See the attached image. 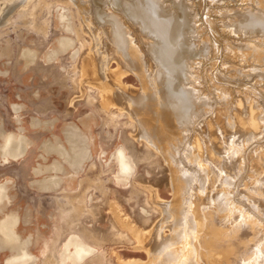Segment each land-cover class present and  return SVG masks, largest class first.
<instances>
[{
  "label": "rangeland",
  "instance_id": "1",
  "mask_svg": "<svg viewBox=\"0 0 264 264\" xmlns=\"http://www.w3.org/2000/svg\"><path fill=\"white\" fill-rule=\"evenodd\" d=\"M94 1L79 0L81 5H78L74 0H30L28 5L10 17L7 24L0 27V122L13 128L14 125L9 123L12 115L5 107L9 101L24 103L27 105L25 117L37 115L35 113L39 111L43 115L47 113L49 117L56 115L67 124L90 123L91 129L87 127V131L97 137L100 145L96 164L91 165L86 178L85 191L88 192V198L91 197L88 204H83L84 195L80 206L68 202V198L67 202L55 205L48 203L50 199L47 198L50 196L42 200V210L40 208L35 212L40 224L38 235L33 237L29 246V253L33 256L29 264H190V257L197 253L189 247L194 241H207L200 236L201 233H210L211 224L208 228L205 223L203 227L196 228L197 236H192L193 239H179L177 230L173 228L175 222H172V216L163 220V201L177 208L178 204L184 202L185 215L196 221L195 217L200 219V216L190 213L187 208L202 196L207 198V205H202L205 206L203 208L208 209L209 203L217 206L214 201L217 195L223 194L221 190H225L226 207L232 213L228 216L230 224L232 227L237 226L238 222L234 223L233 218H239L246 232V255L241 257L242 263L238 264H264L260 260L264 255V34L243 35L233 24L241 12L264 14L259 9L258 0H185L192 22L189 43L194 50L199 51L197 55L189 57V80L182 88L192 94L191 102L203 106H198V115L191 119L190 125H186L189 130L187 134L183 132L185 135L182 136L181 149L175 148L180 153L176 175L187 176L190 181L183 193L179 192L180 189L178 191L177 182L175 184L171 164L140 138L138 123L133 121V116L109 101L101 87L82 81L84 58L92 55V65L97 69L100 65L98 57H102L98 45L102 48L107 46L103 28L93 16ZM101 1L104 2L101 7H104L105 13L119 15L118 18L122 19L123 29L133 40L132 47L135 51L139 50L138 54L142 52L146 65L142 70L147 73L148 83L155 89L160 83L153 80L154 75H157V67H164L163 63L149 56L146 51L142 38L147 36V32L141 30L136 20H129L111 0ZM161 1L169 11H175V0ZM86 28L91 29L92 34ZM62 42L68 45L63 48ZM107 65L121 84L133 92L139 91L134 92L135 97L143 95L137 102L139 110L136 111V118L143 121L154 116L156 112L146 111V107L140 103H144L145 94L151 95V88L145 79L131 70L130 74L127 68L121 67L115 56L109 57ZM165 66L164 81L173 76L171 66ZM77 106L78 109L75 108ZM126 106L132 109L131 105ZM161 109V105L156 106L157 112L162 113ZM238 111L247 113L242 114V122L235 124L234 121L232 124L235 125L232 127L235 139L229 144L221 135L222 119H235L234 114ZM164 118V122H168L162 116ZM256 122L260 129L252 127L251 124ZM174 123L177 130L178 123ZM207 142L209 144H205ZM221 148L226 149V154L225 159L219 160L216 152L219 156ZM118 150H123L132 164L133 172L125 178L117 177L119 166L114 155ZM3 173L0 172V175ZM200 173L204 176H200ZM175 192L179 194L173 197ZM94 199L97 203L92 202ZM19 204L11 205L6 213L18 209ZM78 208H82L80 213ZM209 208V211H213L212 207ZM61 209H70L69 212L73 214L72 222L64 224L65 228L59 227L56 221ZM47 215H52L53 221ZM156 228L160 231L157 232ZM67 233H71V236ZM151 234L153 237L150 236L149 243L145 244V236ZM73 239L91 250V253L82 260L69 257L63 263L62 253L65 248L73 251ZM257 240V245L252 247ZM214 242L220 244L217 240ZM227 244H223L224 247ZM220 245L218 249L222 247ZM10 255L9 252H0V264H6ZM228 259H222L221 264H228Z\"/></svg>",
  "mask_w": 264,
  "mask_h": 264
},
{
  "label": "bare ground",
  "instance_id": "2",
  "mask_svg": "<svg viewBox=\"0 0 264 264\" xmlns=\"http://www.w3.org/2000/svg\"><path fill=\"white\" fill-rule=\"evenodd\" d=\"M74 1L79 3V0H74ZM29 2H30V0H0V27L7 24L10 17L13 14H15L19 9L28 5ZM94 2L96 5L94 8V15L93 16H95L96 21L103 28V32L106 35L105 39H106L107 46L105 48L104 47L102 48L101 45H98L99 50L102 53V57H100L98 55L100 57V58L98 57V59L100 60V65H99V67H97V69H94V67L92 65V55H91V57H90V55H88L87 57L84 58V61H83L84 78H83V80L82 79L81 80L84 83L90 82V85L92 83H94L97 86L101 87V89L103 90V92L105 93V96L107 97V99L109 101H111L112 103H114L115 105H117L121 108H124L125 110H127V113L129 112V114L131 116H133V118H134L133 121L134 122L137 121V123H138V130L137 131H138V134L140 135V138L142 137V139L145 140L149 145H151L156 151L160 152V154H162L165 157V159H167V161H168L167 163L171 164L173 172H174L173 177H174V180H176L175 184L177 182L178 191L180 189L179 192L183 193L188 188V184L190 181H189V178L187 176L176 175V172H178V168H179L178 167V162H179L178 160L180 159L179 158L180 153L179 152L177 153L176 149L177 148L181 149L180 145H181V141H182V136L185 135L183 132L186 131V134H187V130H189V129H188V127H186V125H188L189 123H192L191 119L198 115L197 108L199 106L198 102L197 103H195L193 101L191 102L190 99H191L192 94L188 93L186 90H184L182 88V87H184L186 82L189 80V75H190V70H189L187 62H189L191 56L193 57L194 55H197V53L199 51V50H197V51L194 50L190 44L191 42L189 43V40L191 37L190 36L191 30H192V22H191V17H190L191 14L188 11L187 6H186L187 3L185 2V0H175L173 2L175 4V11H169V9H167L166 7L163 6L164 2L162 3L161 0H111L112 4L117 6V8L120 9L121 11H123V13L126 14V16L129 18V20H131V21L136 20L137 24L140 26L141 30L144 31L145 33L147 32V36L145 38H142V41L146 45V51L148 52V54H150L149 56L155 58L159 63H163L162 65L164 68H161L158 66L157 67V75L156 76L154 75V78H153V80L156 81V83H159V81H160V83L155 87V89H153L150 86V84L148 83L149 76L147 75L146 72L144 73V71L142 70L143 66L145 65V62H143V58L141 55L142 52H141V54H138L139 50L137 49V51H135V48L132 47L133 40L131 39L129 34L123 29V26L121 23L122 19L120 20L118 18L119 15L117 16L116 14L113 15L110 13H105L104 7H101L104 2H102L101 0H95ZM82 4H83V2H82ZM258 4H260L259 9H261V12H264V0H258ZM78 5H81V4L79 3ZM250 9H252V8H250ZM238 14L239 15H238L237 20L233 23L234 28L237 31H240V33H242L243 35L244 34H246V35L247 34H264V14L263 13L258 14V13H253V12H241ZM227 15H230V14H227ZM61 20H62V18H61ZM59 21H60V19H59ZM90 26H89V28H90ZM86 29L88 30V28H86ZM90 30H88V31L91 33ZM91 37H93V36H91ZM67 45H68L67 42H62L63 48L66 47ZM254 48L255 47H253V49ZM247 50H249V49H247ZM245 54H243V55H245ZM248 55H249V53H248ZM110 56H113V58H114V56H115V58L117 57V61L119 63H121V67L123 66V67H125L124 69L127 68L129 71L131 70L132 73L134 72L133 74L137 75L140 78L145 79L146 83L149 84V86L151 88V93H149V94H151V95H148V94L144 95V97L146 96L145 101H144L145 104L142 101L140 102L146 107V109H147L146 111H149L151 113L156 112L154 114V116L151 115V117L148 120H143V121L141 120L140 121L139 119L136 118V111L139 110V103H137V102L139 101L140 98H142L143 95H141L139 98L140 94L138 93L139 95L137 97H135L134 92L136 93L137 90H135L133 92L132 90L126 88L128 86L125 87L123 84H121V82L119 80H117V78H115L111 74V71H109L110 69L108 68V65H107V60L109 59ZM253 56L255 57V55H253ZM260 58H261V56H260ZM258 59H259V57H258ZM165 64L171 66L173 76H172V79L167 77V79L164 81V77L166 74L165 72L167 70V67L165 66ZM131 71H130V74H131ZM261 73L262 72H260V75H261ZM150 77H152V76H150ZM137 92H139V91H137ZM155 96H157V97H155ZM160 100H162L163 102L160 103ZM102 101H103V98H102ZM126 104L131 105L132 109L130 110L128 108V106H126ZM103 105H105V104H103ZM158 105L159 106L161 105L162 113H160V111L159 112L156 111V106L158 107ZM201 106H203V105H201ZM201 106H199V107H201ZM105 107H107V106H105ZM105 109H107V108H105ZM153 110H154V112H153ZM200 110H201V108H200ZM119 112H120V110H119ZM239 112H242V111H238V112H236V114H234L235 119H231V118H228L226 120L222 119V121H223L222 124L224 125V127L222 125V128H221L222 134L221 135L226 140L225 141L226 143L228 142L230 144V142H232L235 139L234 138L235 132L232 129V127H235V125L232 126V124L234 123V121H235V124H236V122H242V114L245 115L248 112V110L245 114L244 113L241 114ZM131 116H129V119ZM162 116L167 118V121L169 122V124H168V122H166V123L164 122L165 118L162 119ZM227 117H228V115H227ZM170 119H171V121H170ZM248 120H247V122H248ZM176 121L178 123L177 130L175 127L176 124L174 123ZM173 125H174V127H173ZM251 125L255 129H260V125L258 123L254 124V125L251 124ZM234 130H238V129H234ZM242 131H243V129H242ZM245 131H246V129H245ZM247 131H248V129H247ZM237 132L239 133V131H237ZM252 133H253V131H252ZM240 134H241V131H240ZM209 135L211 136V134H209ZM22 136L23 135H21V138H23ZM241 136H242V134H241ZM9 137H11V136H9ZM219 137H220V135H219ZM237 137H238V135H237ZM210 139H212V138L210 137ZM224 139H223V141H224ZM14 140L13 141L9 140L10 142H8V145L6 146V149L8 150V152L10 149H17L18 147H20V146L16 147L14 145L15 144ZM183 142H182V144H183ZM205 144H209V143L207 142ZM223 145H225V144H223ZM233 146H235V144H233ZM199 147H200V145H199ZM218 147L220 148V146H218ZM226 148H227V146H226ZM224 149L221 148V152H219V154H220L219 156H218V151L216 152V154H217L216 158L219 157V160H222L223 158L225 159L224 154H226V153H225ZM7 150H5V151H7ZM233 150H235V149H233ZM229 151H228V153H229ZM196 152H197V149H196ZM234 152L235 151H233V153ZM5 153H7V152H5ZM192 153H193V151H192ZM9 154H8V156H9ZM24 154H25V152H24ZM12 155L14 156L15 154H12ZM19 155H21V154H19ZM193 155H194V153H193ZM210 156L211 155H209V157ZM228 156L230 157L231 155H228ZM117 162H118L120 174H122L125 177H128L129 175H131V173L133 172L132 171V164L130 163V161L128 160L126 155L124 154L123 150L117 151ZM215 162H217V160ZM196 174H198V173H196ZM200 176H204V175L201 174ZM198 181H199V179H198ZM227 182L229 183V180H227ZM146 190H148V189H146ZM171 191H172V189H171ZM224 191L225 190H221V192L223 194H221L220 192H217V193L221 194V195H217V197L214 194L216 197L214 202L217 203V206L215 204L213 205V204L208 202L209 203L208 206L212 207L213 211H209V209H210L209 207H208V209L203 208L207 205V203L205 205V202L207 201L206 200L207 198L205 196H202L200 199H198L195 202V204H191L190 207L187 208V210L190 213L194 212L195 216H200V219H197V217H195L196 221H192V217L190 215H189L190 217L185 215V209L186 208H185V206H183L184 202H182V203L179 202V203H181V205H179L177 202L176 204H178V206H179L177 208V207H175V205H173L174 207L172 205L170 207V205L168 204V201H167V203H165L163 201V204H162L163 220L171 218V216H172V220L174 219V221H172V220L171 221L175 222L173 228L175 230H177L176 235H177V238H179V239H183V238L186 239L188 237L193 239L194 237H192V236H197L196 235V228H199L200 226L203 227V223H205L206 228H208L209 224H211L212 229H211L210 233H208V234L201 233V236H200V237H203L202 240H207V241H202L199 243H196L194 241L192 246L189 247L192 249V251L197 253V254H194V256L191 255L192 251H191V254H188L190 256H193V257H190V261H189L190 264H221L222 259H228V258H229L228 264H238L239 262L242 263L241 257H244L246 255V251H245L246 248L244 246V242H245L244 239H245V235H246L245 228L243 226H241V224L239 223V221H238L239 218L238 219L235 217L233 218L234 223L238 222L237 226L232 227V224H230L228 216H229V214L231 215L232 213L228 212L229 210L226 207V206H228V205H226L228 202H226L227 198H226V195L224 194ZM227 192H228V190H227ZM5 193H6V191H5L4 185L0 184V203L2 202L3 198L6 197ZM176 194L177 193L175 192L173 197H176ZM12 196H14V195H12ZM150 196H152V195H150ZM181 196H179V197H181ZM229 196H230V194H229ZM153 197L155 198V196H153ZM179 197H178V201H179ZM171 199H170V202H171ZM188 199H190V198H188ZM212 203H213V201H212ZM202 205H205V206L202 207ZM245 208H246V205H245ZM248 213H249V210H248ZM13 215H15V214L6 215V217H4L2 220L0 219L1 220L0 221V234H1L0 245L5 246V247L7 246L12 251L11 256L7 258L6 264H29L33 260V256L25 248L29 238L26 241H24L25 239L21 240L15 234L13 228H14L15 223H17L15 221V219H17V218L14 219ZM117 215H119V214H117ZM212 215H213L214 219L212 218ZM235 215L236 214L234 212V216ZM16 216H17V214H16ZM161 218H159V219H161ZM120 223H122V222H120ZM228 223L230 224V226L228 225ZM157 225H159V223H157ZM166 225H165V227H166ZM183 226H184V228H183ZM155 227H156V225H155ZM189 228H193V229L188 231ZM226 228H228L229 231H230V229H232V230L229 232V231H227ZM132 229H133V227H132ZM156 230H157V232L160 231V230L158 231L157 228H156ZM156 230H155V232H156ZM155 232H153L154 235L157 233V232L156 233ZM150 236L153 237V234L145 236V244L149 243ZM139 239H140V237H139ZM214 240H217V242H219L221 245L215 244ZM178 241L181 242V240H178ZM178 241H175V242H178ZM227 242L229 244H227V246L224 247L225 245H223V244H225ZM257 242H258V240L253 243L252 247L256 246ZM71 245L74 246L73 251H69L67 248H65L63 253H62V262L63 263L69 257H72L74 260H82V259L86 258V256H88L91 253V250L84 248L79 242H76L75 240L72 241ZM219 245L222 247L218 249L217 247ZM0 248H2V247H0ZM187 248L188 247H186V249ZM189 248L187 250H189ZM173 251H176V250L174 249ZM199 254L201 256H199ZM168 255H170V254H168ZM171 256H173V254ZM167 257L168 256L165 257V260H167L166 259ZM186 257H187V255H186ZM187 259H189V258H187ZM260 260L264 263V255H263L262 259L260 258ZM243 262H245V261H243ZM250 263H254V262H250ZM183 264H185V263L183 262ZM222 264H224V262Z\"/></svg>",
  "mask_w": 264,
  "mask_h": 264
},
{
  "label": "crops",
  "instance_id": "3",
  "mask_svg": "<svg viewBox=\"0 0 264 264\" xmlns=\"http://www.w3.org/2000/svg\"><path fill=\"white\" fill-rule=\"evenodd\" d=\"M5 108L12 115L9 123L14 127L8 128L6 124L0 122V172H4L2 176L0 175V184L6 187H9L7 183L11 185L7 193L11 201L9 204L6 199H3L0 203V219L4 218L3 214H6L11 205L20 203L18 209L11 212L15 214L13 215L14 219L17 218L13 229L19 239L26 241L29 238L25 247L29 252L33 237H36L39 232L40 221L35 212L42 209L44 197L50 196L47 198L50 199L48 201L50 204H62V201L67 202L68 198V202L80 206L82 195H84L83 204H88V199L91 197L88 198V192L85 191L86 178L91 170V165L96 164L100 145L97 137L87 131V127L91 129L90 123L70 122L67 124L63 123L56 115L49 117L47 113L43 115L39 111L35 113L37 115L30 114L25 117L24 110L27 105L15 101H9ZM75 108L78 109L79 106ZM8 139L10 141L15 139V144H13L20 147L10 149L8 152L6 149L10 142ZM10 152L15 155L13 156ZM114 156L117 160V153ZM119 176L125 178L120 172L117 177L119 178ZM12 187L30 198L29 206L16 200V194ZM95 199L92 202L97 203ZM81 209L78 208V213ZM69 210L61 209L60 215L56 217L59 227L65 228L66 224L69 225L72 222L73 214ZM52 217V215H47L51 221H53ZM67 235L71 236V233H67ZM0 247H2L0 252L10 251L7 246L0 245Z\"/></svg>",
  "mask_w": 264,
  "mask_h": 264
},
{
  "label": "flooded vegetation",
  "instance_id": "4",
  "mask_svg": "<svg viewBox=\"0 0 264 264\" xmlns=\"http://www.w3.org/2000/svg\"><path fill=\"white\" fill-rule=\"evenodd\" d=\"M7 185H9V187H6L5 185H4V188H5V191H6V197H4L3 199H6L7 200V202L10 204V197L7 195V193H8V191L10 190V188H11V185L9 184V183H7ZM12 190L14 191V193L16 194V200H18V201H20V202H24L25 203V205H29V202L28 201H30V198L28 197V196H25L24 194H22V192L19 190L18 192L16 191V189H14L13 187H12ZM42 210V209H41ZM12 213L11 212H9V213H6V214H3V217H6V215H11ZM9 253H11L12 254V251L10 250V251H8ZM11 256V255H10Z\"/></svg>",
  "mask_w": 264,
  "mask_h": 264
}]
</instances>
